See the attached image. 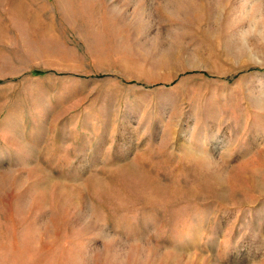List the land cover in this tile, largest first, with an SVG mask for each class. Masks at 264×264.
Returning a JSON list of instances; mask_svg holds the SVG:
<instances>
[{"label": "rangeland", "instance_id": "rangeland-1", "mask_svg": "<svg viewBox=\"0 0 264 264\" xmlns=\"http://www.w3.org/2000/svg\"><path fill=\"white\" fill-rule=\"evenodd\" d=\"M263 4L0 0V264H264Z\"/></svg>", "mask_w": 264, "mask_h": 264}, {"label": "bare ground", "instance_id": "bare-ground-1", "mask_svg": "<svg viewBox=\"0 0 264 264\" xmlns=\"http://www.w3.org/2000/svg\"><path fill=\"white\" fill-rule=\"evenodd\" d=\"M206 1H207V0H206ZM225 2H226V1H225ZM206 4H207V2H206ZM210 4H212V3H210ZM215 4H216V2H215ZM260 4H261V3H260ZM218 5H219V4H218ZM225 5H226V4H225ZM263 5H264V4H263ZM208 6H209V5H208ZM210 6H211V5H210ZM212 6H213V5H212ZM219 6H220V5H219ZM259 7H260V6H259ZM261 7H262V6H261ZM208 8H209V7H208ZM216 8H217V7H216ZM213 10H214V9H213ZM223 10H224V9H223ZM258 10H259V9H258ZM220 11H221V10H220ZM220 11H219V12H220ZM219 12H218V13H219ZM223 12H224V11H223ZM221 13H222V12H220V14H221ZM258 25H259V24H258Z\"/></svg>", "mask_w": 264, "mask_h": 264}]
</instances>
